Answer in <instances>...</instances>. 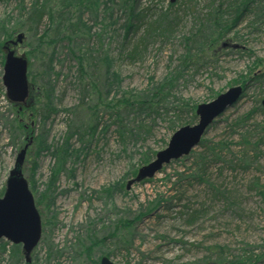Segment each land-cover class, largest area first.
Listing matches in <instances>:
<instances>
[{
	"label": "rangeland",
	"instance_id": "1",
	"mask_svg": "<svg viewBox=\"0 0 264 264\" xmlns=\"http://www.w3.org/2000/svg\"><path fill=\"white\" fill-rule=\"evenodd\" d=\"M34 1L0 0L1 75L6 45L24 56L34 48L32 73L52 84L51 99L58 110L43 126L38 116L34 134L43 127L46 142L54 147L69 130L75 132L68 141L70 154L63 169L43 197L48 208L41 209V220L48 224L43 225L31 253V264H91L80 254V244H88V239L99 241L93 259L109 251L110 259L119 264H264L255 261L264 253V200L258 193L264 186V138L255 150L241 149L246 167L233 166L240 157L237 143L244 127L231 126L235 118L261 106L264 98V82H253L264 72V0H254L247 14L209 46L198 35L190 41L185 37L197 32L219 1L239 0H176L172 7L168 0H134L144 18L126 38L130 15L122 0H91V4L47 0L53 20L45 15L38 28L22 23L9 40L16 41L20 32L25 38L17 45L9 44L3 39L5 33L23 22L22 6L29 8ZM161 13L169 21L177 20L176 24L147 32V24ZM210 31L204 34L209 36ZM187 53L197 55L196 61L184 62ZM80 54L88 58L86 70L95 87H82L86 79L77 78L74 55ZM105 67L119 75L118 82L105 84ZM166 79H172L164 89L168 95L154 97L152 89ZM245 79L241 97L204 134L212 142L229 144L221 161L198 169L194 162L201 148L197 145L188 155L166 164L150 181L122 187L135 176L137 170L132 171L141 166L144 153L152 160V152L163 149L176 129L191 124L192 104L208 102ZM2 94L0 76V196L27 141L21 142V132L11 128L16 114ZM262 121V113L256 111L248 125ZM196 122L197 118L192 124ZM33 151L34 146L26 154L23 172L28 181L33 178L35 199L45 190L55 158L49 152L35 156ZM255 178L259 188H250ZM138 212L145 215L129 225ZM121 223L112 236L115 225ZM0 240L9 247L15 245ZM16 245L22 252L21 244ZM23 261V253L20 260L0 252V264Z\"/></svg>",
	"mask_w": 264,
	"mask_h": 264
},
{
	"label": "trees",
	"instance_id": "2",
	"mask_svg": "<svg viewBox=\"0 0 264 264\" xmlns=\"http://www.w3.org/2000/svg\"><path fill=\"white\" fill-rule=\"evenodd\" d=\"M90 4L92 3L91 0H86ZM254 0H239V1H219L217 5L213 7L211 12H209L203 20L199 23V27L197 28V32L195 34H192L191 36H186L185 39L187 41L194 40L195 36H200V38L206 39V42L209 45H213L217 43V41L225 36L226 31H228L233 23H235L239 18H243L247 12L249 11V6ZM122 5L128 7L129 9V15L130 19H128L127 23L125 24V38L127 37L128 32L132 29L136 31L139 29L144 16L140 14L139 11L136 10V2L134 0H122ZM173 3H168L169 7H172ZM21 10L23 11L25 15V19L23 22H19L17 26H14L8 30L4 35V40L8 41L11 39L16 32H19V29L21 28L22 23L29 24L30 28H38L39 25L42 22V19L45 15L48 16L49 20H53V9L50 7L47 0H43L42 4L39 3L38 0H35L29 8H26L25 6H22ZM80 22V18H78ZM177 20H168V18L165 16V14H159L154 20L149 22L147 24L146 31L151 32V30L157 29L158 26L166 25L169 29L170 26H173L176 24ZM210 28V35L206 36L204 34V31L206 29ZM45 31L42 35V37L39 38L40 41L44 38ZM25 36V35H24ZM202 44L204 45V43ZM140 41L138 42V44ZM213 43V44H212ZM138 44L134 46L132 53L136 52L138 48ZM41 45V43L38 44V47ZM78 60V70H77V78L78 80H84L86 79L85 84H82V87H95V83L92 79L89 73L86 70V61H88V58L85 57V54H80V56L74 55ZM36 57V50L34 48H31L26 51V58L28 60V80L30 84V90H29V98H28V105H23L19 103H10L11 108L13 109L14 113L16 114L12 123L11 128L14 130H18L19 135L21 134L23 136L21 142L26 141L28 137L32 138L31 145L28 148V151L34 146V154L35 156H39L42 152H49L51 153L55 158V164H53V167L50 171V176L48 178V181L46 183L45 190L43 192H39L37 195H35V203L36 206L40 212V216H42V210L44 207L48 208V205L43 201L44 196H48V193L51 192V188L54 185V182L57 180L58 174L63 169V164L66 159V157L70 154L69 152V138L74 134L75 131L68 132L67 136L65 137L64 141L57 146H51L46 142L45 138V130H43V127L40 128L37 134H34L33 128L35 125V120L38 116L42 119V126L44 125V122L49 118V116L52 113L58 112L56 108L54 107L52 103V94H53V86L49 83L48 80L41 82V79L36 74L32 73V58ZM194 57H197V55H191V53H187L184 56V62L191 63L195 62ZM2 64V62H1ZM107 67L104 69V74L107 75L104 77V82L106 85H110L112 82H118L119 81V75L116 72L108 71ZM0 76H1V70H0ZM110 77V78H108ZM254 83H262L264 82V72L254 77ZM172 79H166L163 83H160L156 85L152 89V94L154 97L158 99H164L168 95L167 92H164V89L168 87ZM246 79L243 80L241 85L244 87L246 83ZM37 86V88H36ZM161 95V96H160ZM151 99H155V98ZM262 100V99H261ZM152 102L150 103V105ZM197 104H192L190 107L191 110V120L188 123H193L194 120L197 118V115L195 113ZM69 111V110H66ZM256 111L261 112L263 115V121L262 123H256L253 122L252 124L248 125L249 121H252L254 119V115ZM27 120L28 122H25ZM186 125V124H185ZM232 127H244L243 133L241 134L237 145L240 149V157L236 159L233 166H240L242 168L246 167V161L243 159L244 153L242 150H245L246 147H249L251 150H255L258 148L260 141L264 138V107L257 106L252 108L251 110H248L246 113H244L242 116H239L235 118L231 124ZM252 128V130H251ZM91 131H93L94 128H90ZM251 131V132H250ZM254 133L257 135V139L253 142L254 146H250L249 143L252 142V138L254 137ZM261 134V135H260ZM15 137V136H14ZM13 137V138H14ZM20 142V143H21ZM24 144V143H23ZM199 147L201 148L200 152L196 154L195 156V164L198 165V169H205L210 162H219L222 160L223 153L226 149H228L230 146L225 141H219V142H212L208 139H205L204 136L201 138L200 142L198 143ZM242 149V150H241ZM152 154H155V152H152ZM151 160V157L144 153L140 165L146 164ZM229 163V161H227ZM232 163V161H230ZM229 163V164H230ZM164 167V166H163ZM138 169V168H137ZM136 168L133 169L132 174H134L137 170ZM30 177V176H29ZM28 180V179H27ZM149 179H144L141 181V183H145L147 181H150ZM30 181V183H29ZM29 186L30 189L34 190V181L33 178H29ZM259 180L258 178H255L253 182L249 183L250 188H259L258 184ZM125 187L124 184L122 186ZM108 190V189H106ZM259 195L262 196L264 200V186H262V189L258 191ZM152 210L151 208H148L146 211L150 212ZM145 214L142 212H138L136 216L133 218V221L130 222L129 225H132L135 221L139 220L142 216ZM48 224V220L43 221V225ZM122 227V223L116 224L112 236L116 235V232L119 230V228ZM99 241H93L91 239H88V244H80V254H83L86 258V260L91 264H99V260L102 256H108L110 257L111 253L109 251H101V254L97 257V259L92 258V253L95 248V244H98ZM9 243L0 240V252H10L12 256L15 258L22 259V252L20 250V247L18 245H12L8 246ZM250 258V257H248ZM264 261V253L257 256L255 258V261ZM21 264H31V262H25V260Z\"/></svg>",
	"mask_w": 264,
	"mask_h": 264
},
{
	"label": "water",
	"instance_id": "3",
	"mask_svg": "<svg viewBox=\"0 0 264 264\" xmlns=\"http://www.w3.org/2000/svg\"><path fill=\"white\" fill-rule=\"evenodd\" d=\"M174 3L176 0H168ZM22 32L16 35L17 45L23 41ZM5 57L1 82L6 98L13 103L28 105L29 81L27 76L28 60L24 54H18L10 46H5ZM244 88L241 85L231 86L219 93L214 99L196 106L197 122L186 124L176 129L170 136L167 145L155 153L154 158L141 165L136 175L126 182V189L133 183L152 178L162 167L172 160L186 156L198 145L208 126L215 121L228 107L241 97ZM264 107V99L261 100ZM32 138L20 148L14 164L5 180L4 191L0 196V239L4 238L13 244H21L25 262H31V253L37 246L42 234V222L34 196L23 173L27 149ZM99 264H119L108 256H102Z\"/></svg>",
	"mask_w": 264,
	"mask_h": 264
}]
</instances>
